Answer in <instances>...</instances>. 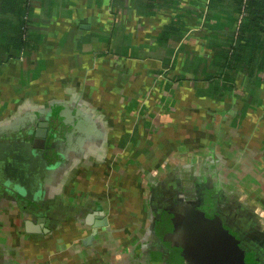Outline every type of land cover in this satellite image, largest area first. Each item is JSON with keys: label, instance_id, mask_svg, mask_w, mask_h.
Listing matches in <instances>:
<instances>
[{"label": "crops", "instance_id": "crops-1", "mask_svg": "<svg viewBox=\"0 0 264 264\" xmlns=\"http://www.w3.org/2000/svg\"><path fill=\"white\" fill-rule=\"evenodd\" d=\"M29 1L25 25L0 0V143L47 115L58 152L35 203L0 171V264H195L201 217L264 264V57L226 59L236 0Z\"/></svg>", "mask_w": 264, "mask_h": 264}, {"label": "water", "instance_id": "water-1", "mask_svg": "<svg viewBox=\"0 0 264 264\" xmlns=\"http://www.w3.org/2000/svg\"><path fill=\"white\" fill-rule=\"evenodd\" d=\"M56 115V114H55ZM45 116L44 120L34 129L26 130L9 143H0V171L7 180V184L1 182L6 188L20 199L35 203L42 186L43 178L49 170L54 169L55 163L50 164L44 156H54L57 153L55 138L57 125L55 118ZM96 214V221L90 223L92 237L97 234V229L107 226V220L101 208ZM202 228L192 231V244L194 253L188 252V259L195 264H245L243 252L240 250L236 238L222 228L221 224L213 220H205L201 217ZM40 229L32 228L30 232H40ZM43 232H48L43 229Z\"/></svg>", "mask_w": 264, "mask_h": 264}, {"label": "trees", "instance_id": "trees-1", "mask_svg": "<svg viewBox=\"0 0 264 264\" xmlns=\"http://www.w3.org/2000/svg\"><path fill=\"white\" fill-rule=\"evenodd\" d=\"M235 5L238 12L234 20L235 31H233L231 45L228 49V55H226L228 63L234 68L238 66L241 61L243 63L246 60V57L243 56L242 53L245 52L248 46L247 44H260L261 48L258 49L260 54L264 57V0H236ZM23 6L26 25L29 20L30 1L24 0ZM241 17L240 25L236 26L238 19ZM22 27H24V25H22ZM8 41L13 44L15 49H22L24 44L22 35L20 34H18V36L9 37ZM254 48L256 49V46ZM8 51H0V65L9 59L7 56ZM255 55V53L251 54L250 62H252L253 56ZM247 262L249 264H256L252 259L247 260Z\"/></svg>", "mask_w": 264, "mask_h": 264}, {"label": "flooded vegetation", "instance_id": "flooded-vegetation-1", "mask_svg": "<svg viewBox=\"0 0 264 264\" xmlns=\"http://www.w3.org/2000/svg\"><path fill=\"white\" fill-rule=\"evenodd\" d=\"M50 118H52V117H50ZM57 125H59V121H58V120H57ZM56 133H57V132H56ZM55 140H56V138H55ZM51 154H52V152H51ZM51 154H50V155H46V156H44V158H45L47 161H49V162H50V160H52V158L54 157V156L51 157ZM0 177H1V174H0ZM0 179H1V178H0ZM234 236H235V235H234ZM236 239H237V237H236ZM239 247H240V250L244 253V260H245L246 264H249V263L247 262V259H246V255L248 254V253H246V251H247L246 245H245V244H240Z\"/></svg>", "mask_w": 264, "mask_h": 264}, {"label": "built area", "instance_id": "built-area-1", "mask_svg": "<svg viewBox=\"0 0 264 264\" xmlns=\"http://www.w3.org/2000/svg\"><path fill=\"white\" fill-rule=\"evenodd\" d=\"M241 19H242V17H241L240 19H238V21H237V23H236V26H239V25H240V23H241Z\"/></svg>", "mask_w": 264, "mask_h": 264}, {"label": "rangeland", "instance_id": "rangeland-1", "mask_svg": "<svg viewBox=\"0 0 264 264\" xmlns=\"http://www.w3.org/2000/svg\"><path fill=\"white\" fill-rule=\"evenodd\" d=\"M245 262V261H244ZM246 263V262H245Z\"/></svg>", "mask_w": 264, "mask_h": 264}]
</instances>
